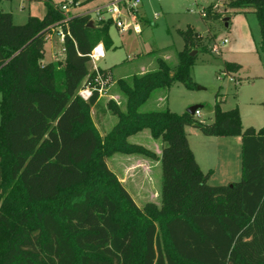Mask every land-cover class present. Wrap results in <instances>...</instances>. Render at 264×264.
Masks as SVG:
<instances>
[{"label":"trees","instance_id":"obj_1","mask_svg":"<svg viewBox=\"0 0 264 264\" xmlns=\"http://www.w3.org/2000/svg\"><path fill=\"white\" fill-rule=\"evenodd\" d=\"M225 8L255 15L264 49V0H230ZM89 22L86 14L65 20L49 3L42 19L29 16L22 25L0 11V264H264V127L244 129L239 110L222 111L218 102L209 124L169 109L140 112L155 90L196 88L191 70L200 51L191 56L189 47L198 35L178 31L184 44L175 66L158 57L153 72L116 82L126 111L107 103L118 123L101 138L88 118L97 93L84 102L77 91L94 78L88 54L113 43L109 22ZM57 29L64 59L42 65ZM224 68L233 78L240 65ZM186 127L240 137V181L209 185ZM144 129L161 140L160 158L127 142ZM134 152L160 161V207L140 209L105 164Z\"/></svg>","mask_w":264,"mask_h":264},{"label":"rangeland","instance_id":"obj_2","mask_svg":"<svg viewBox=\"0 0 264 264\" xmlns=\"http://www.w3.org/2000/svg\"><path fill=\"white\" fill-rule=\"evenodd\" d=\"M70 1L76 2L78 6L68 5V17L90 13L93 19L91 13L111 0H12L0 2V11L10 13L15 25H22L27 22L29 16L42 19L46 13V3L60 7ZM229 1L142 0L139 16L142 24L140 35H120L114 27H110L109 35L113 46L105 50V57L97 62V66L101 70L110 69L113 84L103 93L100 101L88 109V118L91 124L93 121L97 127L101 138L118 123L117 116L107 108V103L111 100L121 112L126 111V97L116 82L123 80L131 84L133 76L153 72V69H157L158 57L168 66H175L177 53L183 49L184 44L178 31H184L188 27L198 35L194 44L189 47L190 50L200 51L191 70L196 88L188 90L182 84L175 83L169 89L155 90L140 108L141 113L169 109L173 113L182 114L190 107L198 106L200 115L195 116V119L209 124L213 121L214 106L217 102L223 111L232 110L238 105L243 108L250 107L254 100L264 102V49L260 45L257 19L253 13L226 10ZM210 4L213 5V15L208 16V19L202 18L199 12L202 9L206 12L205 8ZM50 35L44 44L42 65L63 61V43L59 39V30H53ZM53 54L54 57L51 58ZM226 62H236L241 66L235 78L230 79L226 75ZM112 96L119 104L111 98ZM259 111L264 113L262 108H259ZM185 131L188 143L190 142L194 149L199 163L203 164L201 154L202 149L206 148L204 143L207 142L208 147V142L210 139L214 141L213 138L203 136L191 127H186ZM194 133L198 136L195 137ZM127 142L156 157L162 150L161 140L153 138L149 129L129 135ZM210 146L212 149L218 147L214 142ZM115 154L105 159L106 166L111 171H116L117 174L112 171L115 175L121 176L124 173L131 179L138 178L136 173L139 166L134 168L135 162L157 161L155 157L146 156L144 152ZM149 174L150 183L153 185L156 177L153 166ZM240 179L241 175L238 181ZM208 181L211 186H222L218 184L217 179ZM136 202L134 201L140 209L147 205Z\"/></svg>","mask_w":264,"mask_h":264},{"label":"crops","instance_id":"obj_3","mask_svg":"<svg viewBox=\"0 0 264 264\" xmlns=\"http://www.w3.org/2000/svg\"><path fill=\"white\" fill-rule=\"evenodd\" d=\"M140 9H142V6ZM140 11H139V15H140ZM84 14H87V13H84ZM50 36L51 35H49L48 37ZM53 57H54V54L51 56V58ZM62 59H64V53H62ZM232 63H236V62H232ZM153 70H156V69H153ZM237 73L238 72L232 74L234 78H235V75H237ZM111 85L109 86L108 89H110ZM111 98H113L117 102V104H119L118 101L113 96ZM100 99H101V96L98 98L96 104L100 101ZM261 103L263 102L254 100V102L250 103L249 105L250 107L243 108L242 106H239V105L236 107L239 110L242 127L244 129L248 127H252L257 131L264 127V121H263L264 113H260L259 111V108H262L264 110V108L261 106ZM255 105L258 107H255ZM199 115H200V112H199ZM194 136L197 137L198 135L194 133ZM208 138H213L214 141L210 139L211 141L208 142V147H207V142L204 143V146L206 148L202 149V154H201V156L203 157V162H204L203 164L199 163L196 157L195 151L191 147V144L189 142V146L194 154L195 160L198 163L200 169L204 173L209 174V179L211 182L217 179L218 184L220 183L221 185H228V184L235 183L236 181H238L241 175V152H240L241 139L240 137H208ZM212 142H214V145H218L217 149L210 148L211 147L210 145ZM161 148H162V143H161ZM116 155L117 154H115V156ZM160 156H161V151L160 153H158V158H160ZM151 166H153L154 170H156V177H154L153 185H151L150 183L151 179H150V174H149V171L151 170ZM133 167L134 168L136 167L139 169L137 170V173H136V175H138L137 176L138 178L131 179L128 175L122 173L121 176L116 175L119 182L122 184V186L125 188V190L129 193V195L135 202L139 201V203L141 204L142 203L143 204H154L157 207H160L161 205V197H160L161 164H160V161L159 160L157 161H148V160L137 161L135 162V165H133ZM112 171L115 174H117L116 171L114 170ZM137 205L140 206V204L138 203Z\"/></svg>","mask_w":264,"mask_h":264},{"label":"built area","instance_id":"obj_4","mask_svg":"<svg viewBox=\"0 0 264 264\" xmlns=\"http://www.w3.org/2000/svg\"><path fill=\"white\" fill-rule=\"evenodd\" d=\"M69 6H78L74 1L63 4L57 9L63 14L65 20L68 18L67 13ZM142 6V0H111L108 4L97 7L93 13L94 18L90 17L92 24H101L109 22L110 27H114L120 35H140L142 31V24L139 19V11ZM199 14L205 17L206 13L202 9ZM70 17V16H69ZM59 30V39L63 43L64 33ZM105 57V50L100 43L96 45L88 58L90 60V72L94 74L92 80L85 79L77 91V96L84 102H88L94 93L98 97L103 96L109 86L112 84V76L109 72H102L97 66V62ZM199 115V110L196 111L195 116Z\"/></svg>","mask_w":264,"mask_h":264},{"label":"water","instance_id":"obj_5","mask_svg":"<svg viewBox=\"0 0 264 264\" xmlns=\"http://www.w3.org/2000/svg\"><path fill=\"white\" fill-rule=\"evenodd\" d=\"M89 27L92 26V22L90 21L89 24H88ZM191 56H194L196 55V51H192L190 53ZM198 110V106H193V107H190L189 109H187L186 113H188L189 115H195L196 111Z\"/></svg>","mask_w":264,"mask_h":264}]
</instances>
